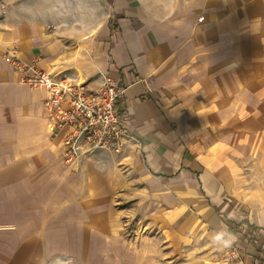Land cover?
<instances>
[{"label": "crops", "instance_id": "crops-1", "mask_svg": "<svg viewBox=\"0 0 264 264\" xmlns=\"http://www.w3.org/2000/svg\"><path fill=\"white\" fill-rule=\"evenodd\" d=\"M257 5L0 0V264H263ZM13 48L90 89L123 86L122 150L65 162Z\"/></svg>", "mask_w": 264, "mask_h": 264}, {"label": "built area", "instance_id": "built-area-1", "mask_svg": "<svg viewBox=\"0 0 264 264\" xmlns=\"http://www.w3.org/2000/svg\"><path fill=\"white\" fill-rule=\"evenodd\" d=\"M4 59L24 84L46 91L47 127L52 138H61L65 162L75 164L100 149L122 150L130 137V114L121 107L125 88L115 79L104 76L98 89H90L70 76L39 68L35 61H24L16 48L8 49Z\"/></svg>", "mask_w": 264, "mask_h": 264}, {"label": "rangeland", "instance_id": "rangeland-1", "mask_svg": "<svg viewBox=\"0 0 264 264\" xmlns=\"http://www.w3.org/2000/svg\"><path fill=\"white\" fill-rule=\"evenodd\" d=\"M257 1H259V5H261V6H258L259 7V11L260 10H263V13H264V0L262 1V0H257ZM256 6V7H257ZM261 24H260V30H258V34H261L262 33V31L264 32V19H261ZM251 25V24H250ZM257 47H258V51L260 52V53H263L264 52V40H263V42H262V44H259V42H258V44H257ZM263 51V52H262ZM263 63H264V61H263ZM66 264H70L69 262L68 263H66ZM71 264H75V262L74 263H71Z\"/></svg>", "mask_w": 264, "mask_h": 264}]
</instances>
